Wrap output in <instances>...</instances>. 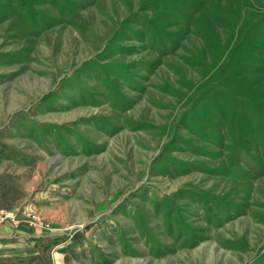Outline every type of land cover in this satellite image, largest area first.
Returning a JSON list of instances; mask_svg holds the SVG:
<instances>
[{"label": "rangeland", "instance_id": "374dc122", "mask_svg": "<svg viewBox=\"0 0 264 264\" xmlns=\"http://www.w3.org/2000/svg\"><path fill=\"white\" fill-rule=\"evenodd\" d=\"M9 214L97 264H264V0H0Z\"/></svg>", "mask_w": 264, "mask_h": 264}, {"label": "crops", "instance_id": "0c3cea01", "mask_svg": "<svg viewBox=\"0 0 264 264\" xmlns=\"http://www.w3.org/2000/svg\"><path fill=\"white\" fill-rule=\"evenodd\" d=\"M55 238L40 222L22 215L2 216L0 264H97L81 246L70 248L68 238L57 242Z\"/></svg>", "mask_w": 264, "mask_h": 264}]
</instances>
